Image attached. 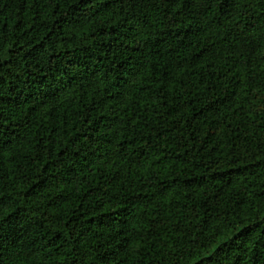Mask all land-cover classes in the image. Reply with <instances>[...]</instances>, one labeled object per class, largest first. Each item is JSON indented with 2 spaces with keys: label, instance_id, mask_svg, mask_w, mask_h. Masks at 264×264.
Returning <instances> with one entry per match:
<instances>
[{
  "label": "trees",
  "instance_id": "trees-1",
  "mask_svg": "<svg viewBox=\"0 0 264 264\" xmlns=\"http://www.w3.org/2000/svg\"><path fill=\"white\" fill-rule=\"evenodd\" d=\"M0 264H264V0H0Z\"/></svg>",
  "mask_w": 264,
  "mask_h": 264
}]
</instances>
